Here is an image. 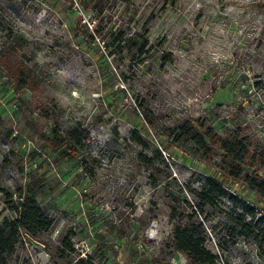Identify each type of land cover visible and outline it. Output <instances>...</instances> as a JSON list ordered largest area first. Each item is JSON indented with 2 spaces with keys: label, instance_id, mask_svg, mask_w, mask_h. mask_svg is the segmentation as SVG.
I'll return each mask as SVG.
<instances>
[{
  "label": "rangeland",
  "instance_id": "obj_1",
  "mask_svg": "<svg viewBox=\"0 0 264 264\" xmlns=\"http://www.w3.org/2000/svg\"><path fill=\"white\" fill-rule=\"evenodd\" d=\"M186 120L236 133L254 158L234 179L215 146L164 152L156 135ZM72 128L81 145L63 158L52 130ZM156 147L153 166L139 160ZM261 150L264 0H0V221L30 186L48 227L20 232L6 264H186L173 209L195 213L215 264H264V192L245 178L264 179ZM206 178L223 193L201 213L189 190ZM246 210L259 239L230 241Z\"/></svg>",
  "mask_w": 264,
  "mask_h": 264
},
{
  "label": "trees",
  "instance_id": "obj_2",
  "mask_svg": "<svg viewBox=\"0 0 264 264\" xmlns=\"http://www.w3.org/2000/svg\"><path fill=\"white\" fill-rule=\"evenodd\" d=\"M8 36L17 40L13 32H9ZM125 47L137 51L139 55H143L144 47L135 46L131 39L124 40ZM13 51L12 50H7ZM122 51V50H121ZM23 75V74H21ZM20 86H25L26 80L19 78ZM22 88V87H21ZM133 134V141L140 146H145L146 142L135 132ZM53 144L56 151L63 158H68L76 151L77 147L81 145L82 134L79 128H72L64 135L60 134L55 129L52 130ZM135 135V136H134ZM166 135L171 139L170 144L164 147L163 151H168L169 147L177 146L184 153H197L202 150L205 153H210L215 146L222 152V162L227 164L230 177L236 179L243 172L245 161L250 157L248 146L243 140L239 139L236 133H231L229 136L220 138L211 126H207L200 120L196 121H182L175 125L172 129L160 132L157 137ZM162 154L159 148L152 150V158H147L145 154L139 155V160L148 165L153 166V162L161 158ZM256 156V155H255ZM260 156L264 158V150H261ZM251 159L254 156L250 157ZM261 166H264V159H261ZM246 175L245 178L251 185L259 188L264 192V179L259 178L256 174ZM190 195L195 202L194 208L201 213L205 208L210 207L213 202V197L222 195L223 190L220 184H217L212 178H206L205 182L198 189L189 190ZM18 204L12 210L17 214L14 220L3 218L0 221V264H6L7 257L13 252L17 244L20 232L36 237L41 233L47 231V226L44 222V215L41 207L37 202V192L30 186L26 187L24 191H19ZM247 211V212H246ZM245 215L238 216L237 219L231 220L232 228L227 236L230 241L236 239L249 240L259 239V233L252 221H247L245 217L253 216V210H246ZM193 212L176 213L173 209L171 212V220L175 221L172 230V238L170 246L176 253L182 254L186 259V264H215L216 255L206 247V237L201 231V226H196ZM259 250H264V236H260ZM74 264H93L90 258L83 259L78 255Z\"/></svg>",
  "mask_w": 264,
  "mask_h": 264
}]
</instances>
